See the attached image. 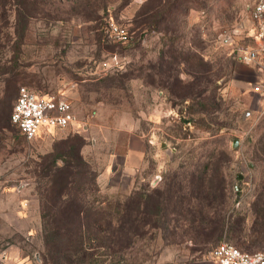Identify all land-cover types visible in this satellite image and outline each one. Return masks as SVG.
<instances>
[{
    "label": "rangeland",
    "instance_id": "1",
    "mask_svg": "<svg viewBox=\"0 0 264 264\" xmlns=\"http://www.w3.org/2000/svg\"><path fill=\"white\" fill-rule=\"evenodd\" d=\"M0 2H7L1 3L0 22H8L0 29V58L19 64L17 77L0 79L1 91L8 86L3 78L15 82L10 106L17 89L26 86L67 99L77 119L74 126L43 129L29 141L10 121L0 128V250H18L46 264L51 239L45 223H65L70 215L60 200L51 206L55 200L41 197L39 167L81 140L86 170L97 174V198L116 201L152 191L191 164L209 161L218 171L215 184L230 197L226 209L251 219V202L264 180L251 167L264 137V96L252 90L255 77L248 67L264 80V60L244 64L239 57L257 48L255 0H15L18 20L14 3ZM15 24L23 33L17 42ZM109 24L125 29L128 40H110ZM203 98H213L214 109L202 116L197 103ZM190 110L201 115L193 116L201 118L196 124ZM134 136L145 142L143 165L131 179H120L122 193H102L99 175L119 166ZM170 218L177 221L167 230L146 228L132 241L114 231L113 246L99 264L203 259L208 253L194 250L198 246L182 219ZM242 239L223 240L247 253L264 248L248 247Z\"/></svg>",
    "mask_w": 264,
    "mask_h": 264
},
{
    "label": "trees",
    "instance_id": "2",
    "mask_svg": "<svg viewBox=\"0 0 264 264\" xmlns=\"http://www.w3.org/2000/svg\"><path fill=\"white\" fill-rule=\"evenodd\" d=\"M10 1L14 3V20H18L17 3L15 0ZM1 3L5 5L7 2H0V7ZM1 22L0 29L8 24ZM16 25L14 38L17 42L22 40L23 33ZM12 47L10 51L15 52L17 47L14 44ZM16 69H19L17 59L2 61L0 58V79L3 75L13 74ZM13 75L12 77H17L19 74ZM7 79L3 78V81L7 82L8 86L4 91L0 90V128L10 121L16 99L15 96L10 106L14 90L11 87L15 82L9 83L10 80ZM195 102L190 100L192 104ZM197 104L202 116L203 113L214 109L213 98H203ZM199 113L190 110V120L193 121V116L200 115ZM200 119L196 118L194 124ZM22 137L24 138L23 135ZM82 145L81 140L79 146H71L55 156L49 155L39 167L40 177L44 180L43 184L37 186L41 190V197L46 202L55 200L51 206L56 205L57 199L60 200L63 206L68 208L70 215V220L65 223L47 227L44 222V230H48L47 236L51 239V242H48L46 264L47 261L50 264L102 263L104 260H99V257L106 255L105 251L113 246L114 231L121 238L132 241L135 237L146 234V228L167 230L172 221H177L170 218V215L182 219L188 232L192 234V240L198 246L195 251L209 253L221 241L228 238L238 242L242 235L244 238L241 243L248 247L264 244V180L258 185L257 196L251 202V219L236 216L233 209H226V202L230 197L227 196L224 186L215 184L218 171L209 161L191 164V170L174 174L152 191H136L123 200L112 201L96 197L99 193L95 183L97 174L87 172L86 161L80 154ZM254 157L251 167L259 169L260 174L264 176V137ZM49 158L51 159L47 161ZM236 195L238 199L239 192ZM89 197H93V200L88 201ZM45 206L44 209H48L46 215H49V207ZM116 242L117 240L114 244ZM101 249H104V252L100 253Z\"/></svg>",
    "mask_w": 264,
    "mask_h": 264
},
{
    "label": "built area",
    "instance_id": "3",
    "mask_svg": "<svg viewBox=\"0 0 264 264\" xmlns=\"http://www.w3.org/2000/svg\"><path fill=\"white\" fill-rule=\"evenodd\" d=\"M252 19L258 24L255 34L257 48L240 55L239 59L244 64L264 60V0H255ZM105 34L113 42L125 43L128 40L125 29L114 24L107 26ZM252 90L264 96V80L253 84ZM10 121L28 141L43 129H64L77 124L73 106L67 99L53 94H37L26 86L17 89ZM206 256L216 264H264V248L247 253L226 241H221Z\"/></svg>",
    "mask_w": 264,
    "mask_h": 264
},
{
    "label": "crops",
    "instance_id": "4",
    "mask_svg": "<svg viewBox=\"0 0 264 264\" xmlns=\"http://www.w3.org/2000/svg\"><path fill=\"white\" fill-rule=\"evenodd\" d=\"M248 70L255 77V80L253 81V83H251V86L263 80L253 68L248 67ZM144 146H145V142L142 137L134 136L133 139L130 140L119 166L118 164H116L113 166V169L111 171L110 170L108 171L106 169L104 172H102L99 175L98 183H100L99 184L100 191L102 193L112 194V193L123 192L122 188L119 185V181L120 179L123 178L129 180L136 175L139 168L144 163V153H145ZM112 158L115 159L117 157L114 156ZM116 178L117 181L113 182L115 181L114 179ZM37 261H38L37 259L34 261L31 258L24 256L22 252L18 250H14V249L0 250V264H38ZM187 264H216V263L209 260L207 256H205L203 259H196L188 262Z\"/></svg>",
    "mask_w": 264,
    "mask_h": 264
},
{
    "label": "water",
    "instance_id": "5",
    "mask_svg": "<svg viewBox=\"0 0 264 264\" xmlns=\"http://www.w3.org/2000/svg\"><path fill=\"white\" fill-rule=\"evenodd\" d=\"M236 146H237V144H236V143H234V144H233V147H236Z\"/></svg>",
    "mask_w": 264,
    "mask_h": 264
}]
</instances>
